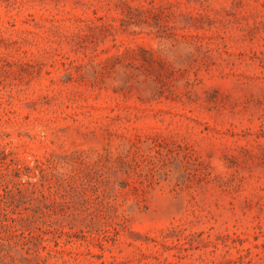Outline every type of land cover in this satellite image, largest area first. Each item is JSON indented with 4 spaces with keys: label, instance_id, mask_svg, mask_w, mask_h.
I'll use <instances>...</instances> for the list:
<instances>
[{
    "label": "rangeland",
    "instance_id": "1",
    "mask_svg": "<svg viewBox=\"0 0 264 264\" xmlns=\"http://www.w3.org/2000/svg\"><path fill=\"white\" fill-rule=\"evenodd\" d=\"M0 264H264V0H0Z\"/></svg>",
    "mask_w": 264,
    "mask_h": 264
}]
</instances>
